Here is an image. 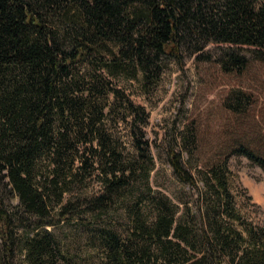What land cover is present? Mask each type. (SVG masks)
Wrapping results in <instances>:
<instances>
[{"label": "trees", "instance_id": "1", "mask_svg": "<svg viewBox=\"0 0 264 264\" xmlns=\"http://www.w3.org/2000/svg\"><path fill=\"white\" fill-rule=\"evenodd\" d=\"M209 41L229 43L221 60L227 71L248 65L239 45L253 46L254 57L264 60V0H0L4 264H11L18 249H25L26 264H89L62 258L46 227L56 214L69 218L78 204L92 213L106 210L138 170L147 171L122 154L107 130L110 79L136 76L140 67L147 73L159 55L179 57L182 46L198 51ZM232 98L243 107L249 95L239 90ZM135 139L144 151L147 140L138 134ZM164 148L174 173L198 190L202 226L152 199L150 207L130 212L126 237L101 230L102 263L264 264V228L246 223L242 229L233 222L241 212L228 155L201 169L198 178L186 167L175 136ZM234 151L264 170V154L248 142H237ZM91 179L101 185L97 192L74 194L73 188L83 189ZM11 194L19 198L14 209L5 202Z\"/></svg>", "mask_w": 264, "mask_h": 264}, {"label": "rangeland", "instance_id": "2", "mask_svg": "<svg viewBox=\"0 0 264 264\" xmlns=\"http://www.w3.org/2000/svg\"><path fill=\"white\" fill-rule=\"evenodd\" d=\"M228 46L209 41L195 51L197 46L184 45L179 57H156V66L147 73L140 67L136 76L115 74L110 79L113 108L108 112L107 130L122 154L141 161L147 171L138 170L122 197L106 210L92 213L78 204L79 210L69 218L55 215V223L46 228L62 258L71 255L89 264H103L101 230L126 237L132 225L130 212L138 205L150 207L152 199L173 206L177 218L194 216L202 226L197 188L182 181L167 159L164 146L173 136L186 167L198 178L201 169L228 155L231 189L241 212V218L233 222L242 229L246 223L264 228V170L234 151L236 143L243 141L264 154V60L254 57L253 46L239 45V53L249 58L248 65L241 72L227 71L221 60ZM239 90L249 95L247 106L233 100ZM136 134L147 140L144 151L136 146ZM92 179L83 189L73 188L74 194L97 192L101 185ZM5 202L14 209L19 198L11 194ZM25 231L20 227L18 232L24 236ZM38 232L43 234L41 229ZM24 254L25 249H18L11 264H26ZM2 256L0 239V264H4Z\"/></svg>", "mask_w": 264, "mask_h": 264}]
</instances>
